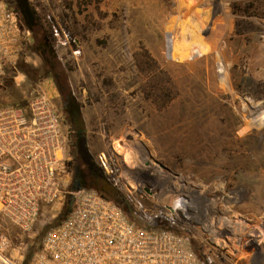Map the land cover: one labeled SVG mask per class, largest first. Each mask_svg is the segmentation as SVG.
<instances>
[{
  "label": "rangeland",
  "instance_id": "rangeland-1",
  "mask_svg": "<svg viewBox=\"0 0 264 264\" xmlns=\"http://www.w3.org/2000/svg\"><path fill=\"white\" fill-rule=\"evenodd\" d=\"M27 1L51 35L56 71L78 104L76 122L52 77L35 83L19 70L21 63L43 72L37 22L0 85L14 76L26 99L48 86L68 144L69 188L76 180L97 188L142 220L163 210L173 187L202 193L215 201L214 226L224 225L229 238L196 221L176 224L208 264H264V0ZM67 195L55 210L45 206L30 232L0 214L8 253L20 264L65 215Z\"/></svg>",
  "mask_w": 264,
  "mask_h": 264
},
{
  "label": "built area",
  "instance_id": "built-area-1",
  "mask_svg": "<svg viewBox=\"0 0 264 264\" xmlns=\"http://www.w3.org/2000/svg\"><path fill=\"white\" fill-rule=\"evenodd\" d=\"M25 34L16 9L0 0V77L5 65H15ZM66 146L48 86L35 88L24 106H0V214L30 232L45 206L55 210L66 194L71 202L67 213L44 232L39 249L27 264H208L198 256L190 235L176 224L183 219L196 221L206 231L214 227L210 233L229 238L224 225L214 226L218 214L214 200L198 192L189 195L181 191L183 187L177 191L173 187L171 198L160 202L164 211L146 220L152 222L162 214L184 233L141 225L94 188H69ZM226 198L236 202L234 195ZM175 199L190 208L192 221L169 210L167 204ZM10 245L0 231V264H20L8 253ZM216 250L224 259L232 258L223 249Z\"/></svg>",
  "mask_w": 264,
  "mask_h": 264
},
{
  "label": "trees",
  "instance_id": "trees-1",
  "mask_svg": "<svg viewBox=\"0 0 264 264\" xmlns=\"http://www.w3.org/2000/svg\"><path fill=\"white\" fill-rule=\"evenodd\" d=\"M4 1L8 2L12 7H14L17 10L18 15H19V19H20V23H21L22 27L25 29L26 34H28L29 32L32 31V26L34 24H36V22L40 25L41 31H42V39L44 41L43 44L46 46V49H43V51L46 52V54H45L46 57H44L45 63L43 64V67H42L43 72L41 73V71H42L41 69L38 70V69L27 68L23 64L20 65L21 63L20 64L18 63L20 72H22L23 75H25L26 77H28L29 79H31L35 83H37V81H40L41 76L52 77L54 79V81L56 82V85L58 86L59 93H60V95L64 101L63 111L66 114L68 121L72 122L71 114L74 112V110H72V108L77 109L78 104H77L76 100L73 98V96L70 95V99H69L70 104H69V106L65 105V101L67 100V96H66V93L63 91V89H61V86L59 83L60 77H59L58 72L56 71L57 70L56 69V67H57L56 54H55V50L52 46L53 43H52V39L50 37L51 36L50 33H48V31L44 28L38 13L36 12V10L33 7L30 6V4L28 3L27 0H4ZM2 76L3 75H1V77ZM0 88H2V92H3L4 96H6V100L0 98V106L8 105V104H13L16 106H24L26 104L27 99L23 97L20 90L16 86L15 81H14V76L11 75L9 78L4 79V83L2 85H0ZM73 135H74L73 138H71V140L69 141L70 155H71V159L68 161L69 167H71L72 163L76 160V157H77V141H76L77 134L74 133ZM66 143H67V140H66ZM95 172H97V171H95ZM95 172H93L94 173L93 177L94 176L96 177V175H97ZM84 175L85 174L80 173V177H79L80 181L83 183H84ZM87 188H93V187H87ZM94 189H96L101 195L108 198L109 200L115 201V199L111 196H108V194H105L104 192L100 191L97 188H94ZM105 192L109 193L107 190ZM110 192L112 193V190H110ZM129 212H130L129 213L130 216L133 219H135L141 225L164 226L167 228L174 229L177 232L184 233V231L179 229L175 224H173L169 219H167L162 214L157 215L153 219L152 222H147V220H142L137 215H134V213L132 212V209ZM194 247L196 249L198 256L200 258H203V255L201 254L200 251L197 250V247L195 245H194Z\"/></svg>",
  "mask_w": 264,
  "mask_h": 264
},
{
  "label": "bare ground",
  "instance_id": "bare-ground-1",
  "mask_svg": "<svg viewBox=\"0 0 264 264\" xmlns=\"http://www.w3.org/2000/svg\"><path fill=\"white\" fill-rule=\"evenodd\" d=\"M132 186V185H131ZM134 187V186H133ZM185 192V191H184ZM186 193H188L189 195H192V194H194V193H197L196 191H186ZM162 196V195H161ZM160 196V197H161ZM229 197H230V195H228ZM159 197V198H160ZM161 199H162V197H161ZM212 202V201H211ZM213 205L215 204L214 203V201H213V203H212ZM172 207L169 209L172 213H174V209L175 210H177L179 213H182V214H184V215H186L188 218L190 217V218H192V217H194L193 216V214H192V211L190 210V208H186L185 209V207L187 206L186 205V203H183L181 200H178V199H175L174 201H173V203H172V205H171ZM189 218V219H190ZM228 218H229V220H230V217H227V215H224V216H222V220L223 221H228Z\"/></svg>",
  "mask_w": 264,
  "mask_h": 264
},
{
  "label": "flooded vegetation",
  "instance_id": "flooded-vegetation-1",
  "mask_svg": "<svg viewBox=\"0 0 264 264\" xmlns=\"http://www.w3.org/2000/svg\"><path fill=\"white\" fill-rule=\"evenodd\" d=\"M54 80V79H53ZM59 83H60V86H61V89H63V91L66 93V96H67V101H68V103L70 102L69 101V99H70V94L71 93H68L67 92V89L65 88V86L63 85V83L59 80ZM66 102V101H65ZM67 103V104H68ZM77 117V115H76V112L74 111L72 114H71V119H72V121L75 123L76 121H75V118ZM78 131H81V133H85V129H83V131L82 130H78Z\"/></svg>",
  "mask_w": 264,
  "mask_h": 264
},
{
  "label": "water",
  "instance_id": "water-1",
  "mask_svg": "<svg viewBox=\"0 0 264 264\" xmlns=\"http://www.w3.org/2000/svg\"><path fill=\"white\" fill-rule=\"evenodd\" d=\"M159 165L161 166V167H163V168H165V169H168V168H166L163 164H161V163H159ZM74 190H77V189H79V188H81V185H80V182L78 181V180H76V185H74L73 187H72ZM167 206L168 207H172L170 204H167ZM129 208V210L131 211V208L130 207H128Z\"/></svg>",
  "mask_w": 264,
  "mask_h": 264
}]
</instances>
